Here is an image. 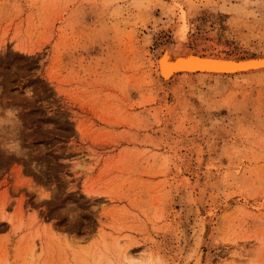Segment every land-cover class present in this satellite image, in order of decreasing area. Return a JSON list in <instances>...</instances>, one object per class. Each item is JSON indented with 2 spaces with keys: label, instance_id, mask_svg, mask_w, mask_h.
Returning <instances> with one entry per match:
<instances>
[{
  "label": "rangeland",
  "instance_id": "rangeland-1",
  "mask_svg": "<svg viewBox=\"0 0 264 264\" xmlns=\"http://www.w3.org/2000/svg\"><path fill=\"white\" fill-rule=\"evenodd\" d=\"M176 37L264 0H0V264H264V72L164 87Z\"/></svg>",
  "mask_w": 264,
  "mask_h": 264
},
{
  "label": "bare ground",
  "instance_id": "bare-ground-1",
  "mask_svg": "<svg viewBox=\"0 0 264 264\" xmlns=\"http://www.w3.org/2000/svg\"><path fill=\"white\" fill-rule=\"evenodd\" d=\"M178 36V35H177ZM177 38V37H176ZM175 41L170 44H165L162 47L157 49V57L155 58L154 65L156 68V74L160 84L164 87L169 86L173 80L179 77H195V76H209V77H231V76H244L249 74H257L264 72V66H256L253 68H244L238 70H219V69H210L198 67V65H203L207 63H216L223 65H234V66H243L249 65L252 61L264 62V53H258V56H255L254 59L248 58L244 60H235L233 58H221V57H194L187 54L189 51V44L183 38H177ZM186 45L184 46V44ZM197 48H210L214 50H227L225 45L222 46V42L216 43L214 40L209 41H198L190 43ZM208 44H210L208 46ZM166 47V49L164 48ZM190 47V46H189ZM164 49L163 52L161 50ZM230 50V49H228ZM214 52V51H213ZM232 52V51H230ZM256 57L258 59H256ZM251 61V62H250Z\"/></svg>",
  "mask_w": 264,
  "mask_h": 264
},
{
  "label": "water",
  "instance_id": "water-1",
  "mask_svg": "<svg viewBox=\"0 0 264 264\" xmlns=\"http://www.w3.org/2000/svg\"><path fill=\"white\" fill-rule=\"evenodd\" d=\"M201 41H209V40H214L216 43H220V41L216 40V39H213V38H200ZM210 44H208L209 46ZM222 46L223 43L221 44ZM190 46V47H189ZM188 50L187 51V54H189L190 56H193L194 57H199V56H202V57H221V58H233L235 60H244V59H248V58H251V59H254L255 56H258V54H248V53H240L238 51H232V50H228L227 47L226 49L227 50H224L222 48V51L221 50H214L213 48L212 49H208V48H197V47H194L192 44H189ZM166 49V47H164ZM164 49L161 50V52H163ZM214 51V52H213ZM232 51V52H230ZM256 59H258L256 57ZM251 62V61H250ZM256 66H264V62H256V61H252L251 64L249 65H243V66H234V65H223V64H216V63H207V64H203V65H198V67H202V68H210V69H219V70H224V71H228V70H238V69H244V68H253V67H256Z\"/></svg>",
  "mask_w": 264,
  "mask_h": 264
}]
</instances>
